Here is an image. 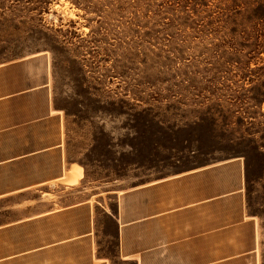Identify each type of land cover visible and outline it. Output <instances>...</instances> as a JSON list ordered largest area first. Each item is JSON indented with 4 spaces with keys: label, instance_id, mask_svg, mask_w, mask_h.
I'll return each instance as SVG.
<instances>
[{
    "label": "rangeland",
    "instance_id": "374dc122",
    "mask_svg": "<svg viewBox=\"0 0 264 264\" xmlns=\"http://www.w3.org/2000/svg\"><path fill=\"white\" fill-rule=\"evenodd\" d=\"M257 150L264 0H0V161L20 156L0 164V194L61 173L77 182L82 168L66 172L70 161L85 169L79 188L103 192L94 244L4 259L32 248L30 233L40 245L52 239L39 225L20 231L16 247L3 229L0 264H78L84 253L90 263L94 251L109 264H264ZM49 185L0 196V224L31 216L10 205L77 200ZM117 207L133 221L121 252L104 212ZM89 211L72 214V230Z\"/></svg>",
    "mask_w": 264,
    "mask_h": 264
},
{
    "label": "crops",
    "instance_id": "0c3cea01",
    "mask_svg": "<svg viewBox=\"0 0 264 264\" xmlns=\"http://www.w3.org/2000/svg\"><path fill=\"white\" fill-rule=\"evenodd\" d=\"M36 151L31 152L30 154L36 153ZM19 157L20 156H13L10 158H6L5 160L0 161V164H3V162L14 163ZM240 158L241 157L235 156V157L230 158V160L235 161ZM73 164H78L82 168V174L78 178L77 182H69L67 180L66 173L65 174L61 173L53 178H49L41 182L36 181L35 183L15 187L9 192L0 194V196H3V195L9 196L12 193L14 194V192L16 194L23 193V192H27L28 190L32 189L35 185L36 186H38L39 184L49 185L50 183L54 182V184H63L67 187L66 188L67 190H61L59 192L60 194H63L64 197L71 196L77 199L68 204L57 206L55 208L48 206V207H45L39 210L38 208H34V207H19V205L8 206L9 209L12 210V212L18 213V212H23L24 210H26V212L31 214V216L26 217V218H14L11 221H5L4 223L0 224V233L3 232V229L9 230V232L11 233L12 231H14V233H12V236H14V245L16 247L20 245V238H22V236L20 235V231H22L23 229H28V228L31 230H36L37 226L39 225L45 226L44 237L51 238L52 240L44 242L43 244L40 245L38 241V237H39L38 232L30 233V238L35 239L34 246H32V248L30 249H25V250H19L16 248L15 252L11 254H6L4 256V259H8L10 257H16L24 253H29V252L39 249L40 247H44V246H51V245H57V244H67V245H77L81 243L86 244L87 241H91L92 244L95 243L94 235H95V221L96 220H95V211H94L93 202L98 203V201L96 200V197H98L103 192L89 191L88 193H86L83 190V186L82 188H79V186L82 185L81 183L85 180V173H84L85 169L82 164L76 163L75 161H70L65 171L67 172V170L71 168ZM206 168H208V166H205L203 169H206ZM194 171H196V169H192L190 172H194ZM237 172L239 175V170ZM45 193L49 195H52V194L57 195L56 192H52L50 190H47ZM24 197H29L30 199H33L35 197H38V195L34 196L33 194H30V195L26 194ZM85 204H88V206L90 207V211H89L90 222L88 223V218L84 217L82 219V225H81V222H79L78 224V227H77L78 230H72L74 229L73 222H76L74 221L72 214L78 212L80 208ZM104 212L105 213L108 212V214L112 215V217L114 218L115 226H116L118 250H120L121 252L123 231L127 229V226L130 225L133 221L122 220V214H121V211H119V207L116 208V211L112 212V211H108L107 209H104ZM13 227L14 229H11ZM55 229H57V232H55ZM54 238H57V239L54 240ZM131 258L132 257H130V254H125L123 256L124 260H130ZM78 264H109V259L104 256L96 257L95 251H94V253H92V261H90V263L87 262L86 253H84V259L82 263H78ZM136 264L138 263L136 262Z\"/></svg>",
    "mask_w": 264,
    "mask_h": 264
},
{
    "label": "trees",
    "instance_id": "16d2710c",
    "mask_svg": "<svg viewBox=\"0 0 264 264\" xmlns=\"http://www.w3.org/2000/svg\"><path fill=\"white\" fill-rule=\"evenodd\" d=\"M252 153H264V152L262 150H260V151L257 150V151H254ZM246 165H247V162H246ZM246 181H248L247 178H246Z\"/></svg>",
    "mask_w": 264,
    "mask_h": 264
}]
</instances>
